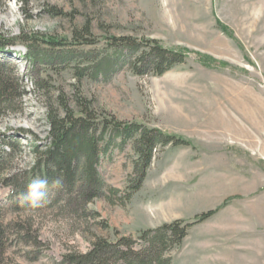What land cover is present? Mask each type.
Listing matches in <instances>:
<instances>
[{
    "label": "rangeland",
    "instance_id": "1",
    "mask_svg": "<svg viewBox=\"0 0 264 264\" xmlns=\"http://www.w3.org/2000/svg\"><path fill=\"white\" fill-rule=\"evenodd\" d=\"M75 31L96 44L77 45ZM0 33L35 35L33 52L44 60L32 65L21 43L5 56L25 90L22 110L0 118V130L16 132L23 145L9 174L32 166L31 141H45L46 113L59 108V98L73 111L85 102L96 120L139 124L190 144L157 147L129 197L136 155L130 142L110 151L98 171L117 194L106 191L82 214L60 212L48 192L33 206L25 199L29 188L23 196L1 187L4 220L20 225L21 236H11L3 264H58L68 252H86L95 238H137L219 207L169 253L172 264H264V211L257 214L264 205V0H28L25 8L21 0H0ZM111 37L156 41L183 53L184 62L162 76L138 75L126 51L105 58ZM87 51L107 60V75L78 80L76 69L88 64L70 54Z\"/></svg>",
    "mask_w": 264,
    "mask_h": 264
},
{
    "label": "trees",
    "instance_id": "2",
    "mask_svg": "<svg viewBox=\"0 0 264 264\" xmlns=\"http://www.w3.org/2000/svg\"><path fill=\"white\" fill-rule=\"evenodd\" d=\"M21 5L27 7L28 0H21ZM49 12L61 15V12H56L54 8ZM83 32L88 35L87 27L83 28ZM85 35L80 31L74 32L77 45L96 44ZM37 42L38 38L35 35L9 38L0 33V118L21 111L25 95L22 77L19 76L16 67L7 64L5 56L10 54L7 50L15 47L17 43L24 44L23 57L29 59L32 65H36L44 61L33 52ZM46 43L62 45L57 41ZM109 46L112 51L107 52L105 58L115 59L118 51L121 49L126 51L128 58L131 57L134 61L132 71L138 75L149 72L154 76H162L184 62L183 53L163 48L152 40H145L142 43L131 37H111ZM70 55L72 59H81L82 63L88 64L84 68L76 69L78 80L86 77L95 79L99 75L102 77L108 74L106 70L109 68L103 66L108 67L110 64L104 58L95 61L94 52ZM58 102L57 110L50 108L46 113L44 142H36V137L28 130H18L25 139L35 140L31 141L33 163L28 170L18 174L8 173L14 160L21 153L23 145L20 138L15 136L16 132L8 134V130L4 132L0 130V188H11L24 196L26 189L34 180H47L49 193L47 200L49 204L55 200L54 205L58 204L60 212L82 214L92 201L105 197L106 191L111 196L117 194L114 189L106 190L98 171L100 158L110 151L122 150L130 142L136 155L133 172L129 177V194L126 196L129 197L140 189L157 147L190 145L176 136L165 135L156 129H147L139 124L121 123L113 119L96 120L90 107L82 101L76 104L77 111H73L62 98H59ZM56 181L60 182L59 185L55 183ZM220 209L221 207L198 214L189 223L176 220L155 229L141 231L137 238L118 237L114 241L95 238L86 252H68L62 256L58 264H172L169 253L182 245L189 229L208 220ZM18 226L5 222L4 210L0 207V264L5 261L6 251L12 243L11 236L21 238L18 229L15 228Z\"/></svg>",
    "mask_w": 264,
    "mask_h": 264
},
{
    "label": "clouds",
    "instance_id": "3",
    "mask_svg": "<svg viewBox=\"0 0 264 264\" xmlns=\"http://www.w3.org/2000/svg\"><path fill=\"white\" fill-rule=\"evenodd\" d=\"M55 183L59 185L60 182L56 181ZM46 194L47 180L37 179L30 184L25 199L30 201L33 206H37L39 202L46 196Z\"/></svg>",
    "mask_w": 264,
    "mask_h": 264
},
{
    "label": "crops",
    "instance_id": "4",
    "mask_svg": "<svg viewBox=\"0 0 264 264\" xmlns=\"http://www.w3.org/2000/svg\"><path fill=\"white\" fill-rule=\"evenodd\" d=\"M246 191V190H245ZM253 201H255V200H253ZM254 203V202H253ZM253 205V204H252ZM252 205H250V206H252ZM258 206H257V209H258V211H257V214L259 215V214H261L262 212L261 211H264V205L263 204H257ZM247 206H249V205H247ZM248 208V207H247ZM248 210V209H247ZM245 213H246V215H245ZM244 213V219H252V216H250L247 212H245Z\"/></svg>",
    "mask_w": 264,
    "mask_h": 264
}]
</instances>
